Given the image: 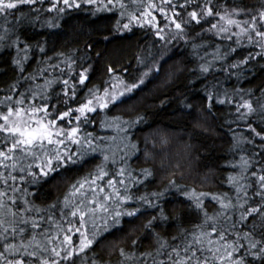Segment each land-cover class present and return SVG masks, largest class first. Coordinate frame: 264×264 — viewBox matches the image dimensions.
<instances>
[{"label": "trees", "instance_id": "obj_1", "mask_svg": "<svg viewBox=\"0 0 264 264\" xmlns=\"http://www.w3.org/2000/svg\"><path fill=\"white\" fill-rule=\"evenodd\" d=\"M78 2L81 3L80 8L68 9L66 13L58 14L46 11L50 6V0H45L43 5L35 6L41 9V19L35 24H25L16 29V35L20 36L19 58L25 55L22 50L25 44L30 45L27 52L29 59L24 62L23 73H20L12 63L13 58L17 57V46L0 48V99L12 95L14 101L19 99V93L23 92L29 97L26 104L33 102L31 90L39 91L36 86L43 85L46 79H69L64 63L65 60H69L75 61L72 76L77 82L81 68L91 65L87 87L79 86L77 83V100L70 102L69 105L74 108L85 97L89 88L97 86L103 92L105 87L110 86L113 80L107 71L109 66L116 69L115 75L131 81L144 70L138 63V58H144L149 63L153 59L159 61L162 65L160 73L150 78L131 99L123 104L110 106L109 109L90 113V122L82 125V129L83 132L103 137V141L98 143L101 149L109 154L116 151L119 158L127 152L132 176L143 181L136 183L127 178L130 194L134 197L148 195L150 198L153 192H165V195L159 201L154 200L157 203L155 208L147 207L135 199L130 201L126 207L129 209L140 207L141 213L135 218L123 217L121 223L105 232L91 249L74 257L76 264H92L93 260L96 264H136V257L141 262L147 260V264H152L151 257L142 254L148 251L155 254V249L159 246L157 237L161 242L167 240L177 244L180 243L179 237L183 235L184 230L198 231L196 226L204 223L203 211L196 209L194 201L183 195L184 192L195 189L197 194L226 193L235 202L237 194L228 178L240 172L238 165L242 155L250 158L253 165L246 173L249 180L244 183L255 184L256 178L251 176V172L259 170L261 163H264V157L254 153L261 152L258 145L262 141L248 130V121L236 119L235 106L242 102V97L251 99L254 106L258 99L264 103V59L256 57L241 68L231 69L230 64L243 59L249 52L255 55L259 51L258 48L249 45L246 38L237 45L234 42L235 38L229 41L215 35L214 31H204L210 27V23H202L187 27L185 35L177 36L175 39L171 37L176 29L174 25H169L162 33L166 39L161 40L155 34L156 29L146 23L142 27L133 21L130 25L131 30L124 29L123 25L129 22L128 12L139 15L143 11V6L133 4L132 0H124L127 6L124 16L120 15L122 10L118 5L111 11H96L97 5L83 3V0ZM154 2L161 4V0ZM183 2L184 0H173V3L177 4ZM144 3L146 4L147 0H144ZM214 3L218 10H222L223 6L240 5L241 0H214ZM262 3L264 0H242V4L252 10L259 9ZM191 10L189 7L188 11ZM24 11H28L27 6L24 7ZM152 15L156 17L155 22H158L160 27L167 23L160 12L153 10ZM168 15H172L171 11H168ZM183 18L187 19L186 12ZM217 19L208 18L212 23ZM46 20H52L59 24V27H47L44 23ZM143 20L142 17L141 21ZM2 31L0 28V32ZM12 39H15V35ZM40 46L45 48L44 53L39 51ZM229 46L237 48V51L229 53L224 60L214 59L217 49L221 53L228 52ZM60 53L63 55H59ZM48 57H51V60H48ZM207 62H212V68L205 74L201 72L200 65ZM57 64L59 68L50 67ZM37 68H45L47 71L40 76L36 73ZM62 68L65 69L64 74H61ZM30 76H35V79H24ZM16 81H19L16 91H8L9 86ZM61 88L62 84L57 83L52 89H48L51 96L49 103L57 105L60 111H64L67 106L63 103ZM208 92L214 95L212 101L207 99ZM56 93H60V96L57 97ZM220 99L230 102L220 104L218 103ZM34 103H41L39 96ZM209 103L212 105L211 109L208 107ZM138 115L142 116L143 120L129 129L127 140L121 139L124 134L118 133L115 127L101 125V121L110 123L115 117H119L123 122L135 120ZM249 119L257 130L264 128L257 116ZM66 120L60 123L66 124ZM112 137L116 138L113 140ZM245 137L253 138L255 144L247 143ZM125 144L129 147L125 148ZM131 144H135L136 147L131 148ZM69 148L74 150L75 146L69 145ZM102 159L100 152L94 153L84 162L69 165L59 174H53L51 178L38 184L31 183L27 176L25 181L9 180L8 186L0 181V190L7 192L5 200L8 203H11L7 200L10 196L16 197L20 207H25V200L29 201L28 206L32 207L33 211L27 215L41 223L42 228L39 231H42L50 227L47 220L49 215L56 221L64 223L61 210L65 197L72 191L71 186L92 171ZM109 167L114 172L119 165ZM142 169L150 170L152 175L145 178ZM0 171L5 170L0 168ZM107 179L100 183L106 184ZM170 181H175V186H171ZM12 187L18 190L13 192ZM254 191L255 187L248 189L250 201L258 202L259 198L254 197ZM75 199L78 201L79 197ZM201 199L209 216H214L220 211L219 203L212 200L211 195ZM53 204L56 206L50 207ZM37 208L40 209L39 212L35 211ZM161 208L167 219L161 217ZM227 215H233L234 219L238 220L239 213L233 210ZM153 217H157L153 226L145 229L143 225ZM220 223L224 224L222 218ZM64 226L67 227L66 224ZM237 228L248 230L240 224H237ZM50 230L55 234L54 227ZM174 236L178 237L175 241L172 240ZM133 240L137 241L135 245L132 243ZM120 249H124L128 255H133L134 260H127L121 256ZM248 259L251 260V257ZM252 264L260 262L253 261Z\"/></svg>", "mask_w": 264, "mask_h": 264}, {"label": "snow or ice", "instance_id": "obj_2", "mask_svg": "<svg viewBox=\"0 0 264 264\" xmlns=\"http://www.w3.org/2000/svg\"><path fill=\"white\" fill-rule=\"evenodd\" d=\"M45 0H0V48L17 46V57L13 58L12 63L18 68L20 73L25 71L24 62L29 59L27 52L30 45L25 44L22 49L25 55L19 58L21 49L18 47L20 36L16 35V29L25 24H35L41 19V9L35 7L37 4L43 5ZM83 3L97 5L96 11H111L117 5L122 10L120 15H125L126 5L124 0H83ZM133 4L143 6V11L137 15L135 12H128L129 22L124 24V29L131 30L130 25L133 21L144 26L149 24L156 29L155 34L161 40L166 37L162 35L165 28L174 25L176 31L172 34V39L177 36L183 37L186 28L195 24L210 23L207 32H213L217 36L233 41L240 45L243 38L247 39L249 45L259 49L253 55L249 54L238 62L229 65L231 69L241 68L247 65L256 57L264 59V3L256 10H252L242 4L235 6H223L218 10L214 0H184L183 3H173V0H161V4H156L154 0H132ZM62 5V6H61ZM27 6L28 11H24ZM111 6V7H109ZM81 3L78 0H50V6L47 12H56L64 14L68 9L80 8ZM191 7V11H188ZM180 9L182 11H177ZM153 10L160 12L167 23L160 27L156 17L152 15ZM171 11L172 15H168ZM187 19H184V13ZM144 18L143 22L141 18ZM209 17L218 18L215 23L208 20ZM238 17H247L239 19ZM11 18V19H10ZM49 28L59 27V24L52 20L44 22ZM119 26V21H117ZM43 26V25H42ZM234 29H236L234 31ZM11 34V35H10ZM15 35V39L12 36ZM199 35V33H197ZM11 41V43H4ZM41 53L45 52L43 46L39 47ZM237 48L229 46L228 52L221 53L217 49L214 59L224 60L229 53H235ZM59 55H63L60 53ZM161 59L163 57L161 56ZM51 60V57H48ZM69 79L60 80L46 79L43 85H37V90H31V99L33 102L26 104L29 99L25 93H19V99L13 101L12 95H6L0 99V181L8 186V181L15 182L17 179L25 181L26 176L30 182L38 184L42 180L46 181L53 174H59L62 169L69 165H76L84 162L90 155L100 152L103 156L101 163L95 165L94 169L87 175L78 180L71 186L72 191L64 199V207L61 210V217L64 223L56 221L49 215L47 220L50 227L42 228L41 223L34 217L27 215L33 211L28 206L29 201L25 200V207H20L15 196L5 197L7 192L0 190V264H76L75 256L86 253V250L92 248L100 237L110 230L111 227L119 225L123 217L135 218L141 213L140 207L127 208L130 202L138 200L150 208L157 207L155 201H159L165 195V192H153L151 198L148 195L134 197L130 194L127 178H131L136 183L143 181L137 180L132 176L129 170L128 154L118 157V152L111 154L100 147L98 141H103V137L94 136L91 132H83L82 125L90 122L89 114L98 110L109 109L123 104L132 98L133 94L141 90L142 86L150 78L159 74L162 65L159 61L153 59L151 63L144 58H138V63L143 67V71L134 80H126L119 75H115L116 69L109 66L107 71L112 77L113 82L109 87H105L103 92L97 86L89 88L85 97L78 102L77 107H71L70 102L76 101L78 96L77 83L79 86L87 87L86 82L89 79V70L81 68L78 73V82L72 76L74 72L75 61L65 60ZM52 68H59V65H50ZM212 68V62L200 65L202 73H209ZM47 69L37 68L36 73L43 76ZM64 74L65 69H60ZM25 80L35 79V76L25 77ZM62 84L61 92L63 94V103L66 110L60 111L57 105L49 103L51 96L48 89H52L54 84ZM107 83V82H106ZM19 85L16 81L9 86L8 91L15 92ZM215 88V85L212 86ZM57 97L60 93H56ZM226 95V94H225ZM39 96L40 104L34 103ZM207 99L212 101L214 95L208 92ZM236 104V119L248 121L247 128L255 137H259L262 143L258 145L261 152L254 155L264 157V128L257 130L250 122V117L257 116L260 123L264 125V103L257 100L254 106L251 99H243ZM226 99H220L218 103L224 104ZM209 109L212 105L209 103ZM67 118V120H66ZM62 124L60 122H64ZM143 117L138 115L135 120L120 121L119 117L113 118L110 123L101 121L102 127H115L118 133H123L122 140L128 139V132L136 124L140 123ZM123 125H127L124 127ZM116 137H112L114 140ZM247 143L255 144L253 138L245 137ZM74 145L75 149L69 148ZM129 145L125 144V148ZM131 144V148H135ZM123 151V150H121ZM261 163V161H257ZM109 165L115 167L113 172ZM237 167V165H234ZM238 167L240 172L237 175L229 176V183L235 188V202L225 193L223 195L199 193L195 189L191 192H184L189 200L194 201L195 208L203 211L204 223L196 226L199 230L184 233L180 238V243L173 244L167 240L160 241L157 237L159 246L155 249V254L148 251L142 255L151 257L152 264H252L253 261H259L264 264V163L258 171H252L251 176L256 178L255 184L252 182L244 183L249 178L246 173L253 167L250 158L240 157ZM145 178L152 175L148 169H142ZM14 173H19L16 175ZM110 177V178H109ZM119 177V179H117ZM106 184L100 182L105 181ZM171 186H175V181H170ZM87 186V190L86 189ZM122 186V188H121ZM255 187L254 197L259 201L251 200L248 195V189ZM18 189L12 187V191ZM110 190V191H108ZM26 191V190H25ZM211 195L212 200L217 201L220 211L214 216H209L204 209L201 197ZM79 197L77 201L75 198ZM53 204L50 207H55ZM64 209L68 211L65 212ZM238 211V220L233 215H227L230 211ZM39 212L40 209H35ZM161 217L164 210L161 208ZM68 217H71L69 219ZM221 218L224 224L220 223ZM41 220L43 217L40 218ZM157 217H153L143 225L145 229L153 226ZM249 221L251 222L249 224ZM229 222H231L229 224ZM64 224L67 225L65 228ZM237 224L243 226L242 230L237 228ZM227 225V226H225ZM55 228V234H52L51 228ZM29 228L31 232L29 233ZM63 238L60 239V234ZM78 235V243L76 237ZM257 235L259 238L257 239ZM234 237V238H233ZM178 237H172L177 240ZM134 245L136 240L132 242ZM120 255L127 260H134L133 255L126 254L124 249H120ZM157 257H164L157 259ZM251 257V260L248 258ZM136 264H147V260L139 261L135 258ZM92 264H96L93 260Z\"/></svg>", "mask_w": 264, "mask_h": 264}, {"label": "rangeland", "instance_id": "obj_3", "mask_svg": "<svg viewBox=\"0 0 264 264\" xmlns=\"http://www.w3.org/2000/svg\"><path fill=\"white\" fill-rule=\"evenodd\" d=\"M85 190H87V186H86V189ZM60 239H62L63 238V233H61L60 234V237H59ZM76 241H77V243H78V235H77V237H76Z\"/></svg>", "mask_w": 264, "mask_h": 264}]
</instances>
